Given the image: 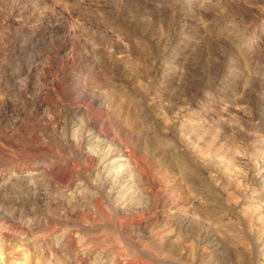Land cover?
Returning <instances> with one entry per match:
<instances>
[{
	"label": "rangeland",
	"instance_id": "rangeland-1",
	"mask_svg": "<svg viewBox=\"0 0 264 264\" xmlns=\"http://www.w3.org/2000/svg\"><path fill=\"white\" fill-rule=\"evenodd\" d=\"M0 264H264V0H0Z\"/></svg>",
	"mask_w": 264,
	"mask_h": 264
},
{
	"label": "bare ground",
	"instance_id": "bare-ground-1",
	"mask_svg": "<svg viewBox=\"0 0 264 264\" xmlns=\"http://www.w3.org/2000/svg\"><path fill=\"white\" fill-rule=\"evenodd\" d=\"M32 71V67L29 68L28 72ZM121 148V147H120ZM95 154V153H94ZM101 155V154H100ZM94 156V155H93ZM134 162L133 156L131 153H128L126 150H122V154L119 156L117 160H114V163H118V167L123 169L126 164H129L130 162ZM137 164V163H136ZM139 164V163H138ZM110 169V168H109ZM120 171V170H119ZM118 171V172H119ZM31 180V179H30ZM34 184V183H33ZM23 185V186H22ZM22 190H25L27 192V195L33 191L32 182H24V184H21ZM19 191V190H18ZM112 192V191H111ZM31 194V193H30ZM29 196V195H28ZM31 197V196H30ZM214 251V250H213Z\"/></svg>",
	"mask_w": 264,
	"mask_h": 264
}]
</instances>
